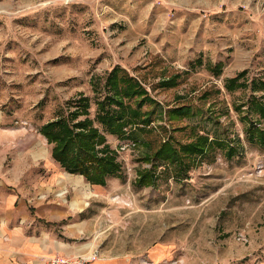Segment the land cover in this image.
<instances>
[{"label":"rangeland","instance_id":"rangeland-1","mask_svg":"<svg viewBox=\"0 0 264 264\" xmlns=\"http://www.w3.org/2000/svg\"><path fill=\"white\" fill-rule=\"evenodd\" d=\"M218 62L216 76L210 66ZM115 65L166 108L192 102L217 111L224 101L229 112L219 120L240 137L243 151L229 159L217 149L182 181L154 167L153 183L137 187L138 170L152 167L140 159L143 146L105 133L121 163L119 177L96 187L69 176L79 191L71 198L68 187L76 206L68 228L79 243L131 264H264V147L246 139L247 105L242 112L233 107L250 90L223 87L243 69L247 78L264 79V0H0L1 125L37 130L79 94L90 97L94 118L92 80L101 88ZM178 73L176 86H159ZM184 124L174 120L169 128ZM171 131L181 141L194 137Z\"/></svg>","mask_w":264,"mask_h":264},{"label":"trees","instance_id":"trees-1","mask_svg":"<svg viewBox=\"0 0 264 264\" xmlns=\"http://www.w3.org/2000/svg\"><path fill=\"white\" fill-rule=\"evenodd\" d=\"M197 63L200 64L201 60L198 59ZM222 66L218 62L210 66V71L217 76ZM179 77L178 73L163 78L159 86L174 87ZM223 87L229 92L250 90L246 102L233 107L242 112L241 108L247 105L248 112L241 116L247 123L244 128L246 139L264 147V127L260 125L264 121V79L247 78V70L243 69L226 78ZM92 88L98 95L94 118L90 117V97L79 94L64 102L62 114L42 123L37 129L51 145V156L60 167L70 174L82 176L91 185L105 186L108 178L119 177L121 173L118 154L106 142L105 133L131 139L143 146L140 159L150 161L152 167L138 170L137 187L153 183L156 176L154 167L161 166V174L173 173L176 180L182 181L189 178L188 172L200 161L211 159L217 149L229 159L242 154L240 137L233 133L231 126L219 120L221 115L229 112L224 101L217 111L202 109L192 102L166 108L150 95L137 77L119 65L107 72L101 88L92 80ZM257 91L262 94L257 96L254 94ZM217 92L220 90L216 89L215 93L206 90L203 94L205 98H213ZM250 112L257 114L258 118L252 119ZM174 120H184L185 124L169 128ZM176 129H187L188 134L194 137L181 141L171 133ZM153 132L159 136H154L155 141L147 137Z\"/></svg>","mask_w":264,"mask_h":264},{"label":"crops","instance_id":"crops-1","mask_svg":"<svg viewBox=\"0 0 264 264\" xmlns=\"http://www.w3.org/2000/svg\"><path fill=\"white\" fill-rule=\"evenodd\" d=\"M42 137L35 129L0 124V264H48L58 255L93 253L98 257L90 264H131L123 255L101 256L97 247L79 243L68 228L76 206L66 194L68 187L71 198L78 194L69 181L75 174L60 167L51 147L43 151Z\"/></svg>","mask_w":264,"mask_h":264},{"label":"built area","instance_id":"built-area-1","mask_svg":"<svg viewBox=\"0 0 264 264\" xmlns=\"http://www.w3.org/2000/svg\"><path fill=\"white\" fill-rule=\"evenodd\" d=\"M98 257L97 253L85 256L58 255L50 258L48 264H90Z\"/></svg>","mask_w":264,"mask_h":264}]
</instances>
